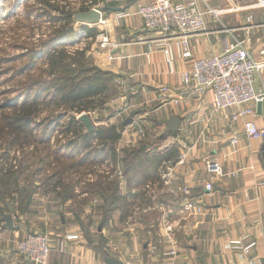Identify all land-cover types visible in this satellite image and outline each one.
<instances>
[{
	"label": "crops",
	"instance_id": "1",
	"mask_svg": "<svg viewBox=\"0 0 264 264\" xmlns=\"http://www.w3.org/2000/svg\"><path fill=\"white\" fill-rule=\"evenodd\" d=\"M142 1L147 0H128L127 5L117 7L116 11L128 8L127 12L134 13ZM239 1L195 0L201 11L205 12L210 7L221 12L217 17L204 16L209 34L189 37V49L194 59L216 55L235 38L249 37L250 29H241L246 24L243 23V18L248 13L242 12L241 4L240 8H236ZM225 8L227 10H222ZM258 18H261L260 14ZM109 35L121 42V46L116 51L112 64L99 65L102 70L115 74L114 82L118 92L116 91L113 101L110 99L108 108L100 110L103 117L98 124L99 127L108 126L113 120H131V124L127 126V130L120 132L115 142L90 140V145L98 151L92 153L93 157L88 162L101 161L111 164L116 170L121 158L118 152L123 153L125 150V153H129L142 146L148 147L143 149L146 153L149 152L143 157L144 164L126 172L127 184L125 181V184L116 188L120 194L117 201L123 202L125 206L117 211L121 222L126 214V206L127 213H130L129 208L135 204L142 205V201L146 204L144 207L158 212V221L155 223L151 216L140 218L141 226L135 225L136 232L126 241L130 242L131 247L118 249L120 252L114 254L122 258L114 259L122 264H264V189L261 187L264 183V141L243 137L241 121L234 122L230 111H215L210 92L202 97L184 93L180 88V73L189 62L177 61L170 69L164 63L156 43L150 42L157 35L143 30L139 18L132 17L122 21L117 28L109 29ZM142 36L147 42L137 43L138 37ZM148 46L153 49L149 50ZM147 53H150L149 63L145 58ZM261 72L256 77L257 89L264 87V69ZM162 87H167L168 91L161 94ZM174 118L178 120V126L175 131H170L167 122ZM250 118L258 127H264V104L261 113L257 112L256 106L255 113ZM138 129L144 131L142 139L135 144H127L129 133ZM157 130L165 137H155L156 134L151 131ZM117 133L119 134L118 131ZM233 138H238L234 153L231 145ZM155 140L165 141V148L172 147V157L169 160H159L156 157L161 150L155 151L149 146L156 145ZM103 145L105 148H102ZM120 147H123V151L119 150ZM183 154L185 157L180 164L178 161ZM210 160L220 164L224 175L214 177L212 191L206 193L204 183L213 176L205 169V162ZM166 168H171L175 177L170 185L166 184L168 186L162 180ZM91 188H96L97 191L91 193L87 189L83 194L89 193L91 198L97 196L101 201V188ZM187 188L196 201L194 212L183 210L181 189ZM57 199H61L63 204L58 205L57 202L54 204L58 206L49 205L43 209L39 207L43 201L33 200L20 209L21 214L15 208L13 228H0V264H30L16 251L15 241L37 232H44L49 236L51 252L47 264H105L107 257L98 256L100 253L80 233L78 218L72 214L65 215V206L69 202L73 203V197ZM87 200L83 201V208L88 204ZM97 206H101V203ZM162 218L170 224L172 221H183V237L191 235L193 239L190 236L189 241L195 239L197 244L188 247L178 245L176 257L161 258L159 250L163 247L160 248L159 239H154V249H150L149 245L152 244V229ZM96 220L98 231L104 232L102 226H99L101 216L96 217ZM93 223L87 224L88 229L94 226ZM67 233L77 234L79 238L67 242L61 251L59 243ZM234 241H239L240 245H232ZM151 251H155L158 258ZM126 257L135 260L133 263H126L123 261Z\"/></svg>",
	"mask_w": 264,
	"mask_h": 264
},
{
	"label": "rangeland",
	"instance_id": "2",
	"mask_svg": "<svg viewBox=\"0 0 264 264\" xmlns=\"http://www.w3.org/2000/svg\"><path fill=\"white\" fill-rule=\"evenodd\" d=\"M149 1L150 0L142 1L138 4L137 9L140 4ZM178 2L190 4L195 2V0H189L188 2H185V0H178ZM127 3L128 0H118V2L114 0H0V135L3 137V140H0V163H2L1 165L5 170L14 171L13 176L17 177L16 179L18 180V190L25 193L26 200L28 199L20 205L17 196L15 194L10 195L7 202L14 206L12 216L16 211L15 208L18 209L21 214L19 207L22 209L26 207L25 205L32 203L33 200L37 202L43 201L39 204V207L43 209L49 207V205L52 207L62 205L63 202L61 199H57L55 194L49 192V190H51L50 188H42L46 180L61 177L64 183L68 184V193L72 192V197L74 199V201H72L73 203L67 202L68 205L65 206L66 209L64 210L65 215L72 214L78 218L80 221V233L86 236L89 239L88 244H90L95 251L100 253L98 256L113 259L115 257L122 258L114 254L120 252L118 249L131 247L130 242L126 241H129V238L134 235L135 225L139 226L141 224L140 218L145 215L147 217L151 216L155 223L158 221L156 220L158 212H153L154 209L152 208L144 207L146 204L142 201V205H132L131 209L129 208L130 213H127L128 206H126L127 210L125 217L122 222L120 221V214L117 210L124 209L125 206H123V202L115 201L116 198L117 200L119 199L118 195H120L115 192V188L120 184H125V181L127 184L125 174L130 167V165L127 166V163L130 162L128 161V157L131 151L129 153H125V150L123 153L121 151L118 152L121 158L115 170L111 164L107 165L101 161L96 163L88 162L90 157H93L92 153L98 150L94 148L90 149L91 155L89 156L88 151L85 153L80 150V146H71L69 144L75 139L78 140L80 137L78 140L80 145V142L83 140L82 137L90 133L86 131L84 125L79 121L82 115L89 117L92 125H94V130L92 132L114 128L120 135V132H122V130L123 132L127 130V126L131 124V120L128 124H126L128 120H113L114 122L104 127H99L98 124L103 117L100 110L107 109V104L111 100H114L116 91L118 92L114 82L115 74L100 68V65H110L114 62L116 51L121 46V42L110 37L109 29L117 28L122 21L134 17L141 20L143 30L148 33L157 34L154 31L145 29L143 21L141 17L137 15L136 10L134 13L127 12L126 10L128 8L116 11L117 7L125 4L127 5ZM49 4L57 8L58 11L49 7ZM195 4L197 6L196 2ZM239 4L243 6H241L243 9L242 12L248 13V15L243 18V23L246 24L241 29H250L249 37L245 38L247 39L249 52L256 62L263 63L264 0H240L236 4V8H240ZM92 9L102 13L104 24L87 25L74 21V14L87 12ZM222 10H227V8ZM205 11H207V9ZM119 13L124 15L120 19L116 18V15ZM250 13L252 15H250ZM259 14L261 18H258ZM204 24L205 31L202 33L207 34L205 19ZM159 38L160 36L157 35L153 40L150 39V42ZM146 42L147 40L143 36L137 39V43ZM110 43H112L111 45L116 43L118 47H111L109 46ZM152 46H148L149 50L153 49ZM156 47L164 63L172 69L165 61L161 47ZM220 51L216 55L222 52ZM145 58L149 63L150 53H147ZM57 61L61 62L60 68L67 67V73L63 72L62 74L60 71L61 69L54 68V63H58ZM177 61L189 62L190 65L192 60L184 61L176 58L174 63ZM261 71L258 75H261ZM85 72H88V74ZM181 73L180 88L182 91L186 94L202 97L203 95L190 91L192 90L190 87H185L184 89L181 81ZM58 74L60 76L63 75L68 78H73L75 83L81 81L82 85H86L87 83H98L97 79L102 78L103 81L101 79V83L106 85L107 89H105V93L100 94L99 97H94L90 100L84 99L83 102L81 101V103H78L76 109H78V107L82 109L81 112H79L72 108L74 103L65 104L61 99L60 93L53 86L52 83L56 80ZM261 89H264V87H261L260 90ZM160 91L161 94H163L167 92L168 89L167 87H162ZM27 103L31 105L30 110L33 115L32 124L29 126V131L25 129V131L22 132L20 143L12 146L11 143L18 135H15L13 133L14 131H9L8 127L5 125L7 122L6 120L11 116L17 115L15 112ZM113 112L114 114L116 113L115 110H113ZM142 129L130 132V137L126 143L135 144L139 142L143 137L144 129ZM15 132L17 131L15 130ZM151 132L156 134L155 137L157 138L160 136L165 137L162 132H159V134L158 130ZM8 135L9 138L6 139ZM27 135L29 136L28 140L25 138ZM91 139L92 138H90V140ZM164 142L165 141L159 142L155 140L156 145L153 144L149 146L155 151H157V149L161 150L158 155L163 154L168 151V149H172V147L165 148L166 145H164ZM231 145L233 146L232 153H234V148H237V145H233L232 142ZM69 146L71 148H69ZM146 148L148 147L142 146L140 149ZM119 150L123 151V147H120ZM144 153L146 152L144 151ZM148 153L149 152L146 154ZM7 157L8 159L6 160ZM143 157L144 155L142 157L140 155L139 159L142 160ZM184 157L185 154L182 155V158ZM138 160L132 159L134 164L141 161ZM210 162L216 163L221 168V175L214 174L211 179L206 180L204 189L206 185L213 183L214 177L224 175L220 164L213 160L205 162L206 172V164H210ZM179 163L181 164L180 161ZM140 164H144L143 160ZM10 165L14 168L11 169ZM167 169L166 175H168V180L165 186L170 185L172 178H175L173 174L174 171L172 172L171 168ZM131 171L132 170L129 172ZM13 176L12 179L14 178ZM104 178H106V183H104ZM36 186L38 188H35ZM96 186L101 188V190H99L102 196L101 201L97 196L91 198L89 193L83 194V191L87 189H89L91 193L97 191L96 188H91ZM185 191L190 190L188 188L181 189L183 210L194 212L196 201L192 198L191 193L190 198L186 197L184 195ZM211 191H206V193ZM99 193L100 192H98V196ZM112 193H115L117 196L111 198ZM123 196H125V194H123ZM104 197H106L107 200ZM48 198L51 200H47ZM86 200L88 204H85L86 206L83 208L82 203ZM57 202L58 205H55L54 203ZM100 203L101 206L98 207L97 205H100ZM188 204H191V208L188 207ZM4 206V204L0 203V210L3 209L6 213ZM75 206L77 207L74 208ZM98 216H101L99 226H102L101 229H104V232H99V227L96 226V224H98L96 217ZM89 223H93L94 225L91 229H88L87 224ZM184 229L185 224H183V221H172L170 224L166 219L162 218L160 223L152 229V244L149 245L150 249L155 245V238L159 239L161 244L160 248L163 247L159 250L161 258L170 257L167 256V253L171 251H174L176 255H178V245L180 247L196 245L197 242H195V239L194 241H189L190 239L188 238L191 235L183 237ZM35 234L46 237L51 249L47 233L37 232ZM149 235L151 236V234ZM70 236L77 238L68 240L67 237ZM78 238L77 234L67 233L64 235L59 245L65 248L67 242L77 240ZM190 238L193 239L192 236ZM15 242V249L19 251L18 246L21 244L22 240H17ZM151 252L155 258H158L155 251ZM133 260L135 259H128L126 257L123 261L126 263H133Z\"/></svg>",
	"mask_w": 264,
	"mask_h": 264
},
{
	"label": "built area",
	"instance_id": "3",
	"mask_svg": "<svg viewBox=\"0 0 264 264\" xmlns=\"http://www.w3.org/2000/svg\"><path fill=\"white\" fill-rule=\"evenodd\" d=\"M207 14L217 17L219 12L210 7L205 12L200 11L195 2L183 4L178 0H150L140 4L137 9V15L141 17L145 29L160 36L154 43L163 50L168 65L172 67L176 58L192 60L181 73L184 89L190 87V91L200 95L210 92L215 111H230L234 122L241 121L243 137L264 141V127H258L250 118L255 113L256 104L264 103V89L256 88V76L264 68V62L258 63L252 58L246 37L227 44L219 55L194 59L188 39L205 31L204 16ZM100 15V21L96 25L104 24L101 12ZM123 16L119 13L116 18ZM111 44L109 46L118 47L116 43ZM231 142L237 145V138H233ZM179 161L183 162V158ZM206 165L208 174L221 175V168L216 163L210 162ZM166 171L167 168L162 175L165 182L168 180ZM262 184L264 188V183ZM205 190L211 191L212 184L206 185ZM184 195L190 198V191H185ZM188 207L191 208V204ZM76 238L67 237L68 240ZM232 245H240V242L234 241ZM18 249V254L30 264H47L51 252L46 237L35 233L22 240ZM63 249L60 246V250ZM167 256L175 257L176 253L171 251Z\"/></svg>",
	"mask_w": 264,
	"mask_h": 264
},
{
	"label": "trees",
	"instance_id": "4",
	"mask_svg": "<svg viewBox=\"0 0 264 264\" xmlns=\"http://www.w3.org/2000/svg\"><path fill=\"white\" fill-rule=\"evenodd\" d=\"M49 7H51L55 11H58L57 8L52 7V5H50V4H49ZM60 61H57L58 63H54L55 64L54 68L61 69L60 71L62 74H63V72L67 73V71H68L67 67L66 68L65 67L64 68L59 67L61 64ZM85 73L88 74V72H85ZM86 79L88 80V78H86ZM101 79L102 78L97 79L98 83H87L86 85L85 84L82 85L81 81H78V83H75L73 78H68L67 76H63V75L60 76L58 74L56 80L54 82L52 81L53 82L52 84L56 88V90L60 93L62 101H64L65 104L66 103H74L72 108L76 109L77 104L81 103V101L83 102L84 99L90 100L96 96H99L100 94H103V91L107 88H106V85L101 83ZM87 80H84V81H87ZM88 81H90V80H88ZM102 81H103V79H102ZM30 108H31L30 104H28V103L24 104L23 107L19 108L15 112L17 115L11 116L6 120L7 122L5 125L8 127L9 131L10 130L12 132L14 131L13 133L15 135H18V137L16 139H14V141L11 143L12 146L18 145L20 143V136H21L22 132L25 131V129L28 130L29 126H31V124H32L33 115H32ZM76 110L81 112L82 109L80 107H78V109H76ZM15 130L17 132H15ZM8 138H9V135L6 137V139H8ZM25 138L28 140L29 136L27 135ZM79 138H78V140H79ZM90 138L97 139V140L102 139L103 142L109 143V142H115L119 138V134L117 133L116 129H114V128H109L108 130H96L94 132H90V133L85 134L82 137L83 140L80 142V145H79V141L76 139L74 141H72L69 145L80 146V150L88 151L89 156H90L91 155L90 149L94 148L89 143ZM0 140H3V137L1 135H0ZM69 148H71V147L69 146ZM102 148H105V145H103ZM171 150L172 149H170V151L168 150V152L167 151L164 152L163 154H159V155L157 154L156 157L159 160H161V159L162 160L163 159L169 160L172 157ZM141 151H142V153H141ZM140 155H141V157L143 155H146V153H144L143 149L142 150L141 149L133 150L129 153L128 161H130V162L127 163L128 164L127 166L130 165V167L127 170V173L130 170L137 169L138 167H140L142 165V164H140V162L143 159L142 160L139 159ZM133 158L135 160L139 159L141 161L138 160L139 163L134 164L132 161ZM7 159H8V157L6 158V160ZM1 164L2 163H0V203L5 205L4 208H5L6 213H7L8 212L7 200L10 197V195L15 194L17 196V200H18V203L20 205L22 203L26 202L28 199L26 200L25 193L21 192V190L20 191L18 190L19 189L18 188V180L16 179L17 177L13 176L14 171L5 170ZM13 168L14 167L11 166V169H13ZM12 176L14 177L13 179H12ZM42 187H44L46 189L50 188L51 190H49V192L51 194H55L56 197L62 198V200L68 199L70 196L73 195L72 192L68 193V190H67L68 184H65L61 177H57V178H54L52 180H50V179L46 180L43 183ZM115 192L117 193L116 188H115ZM111 196H112L111 198H114L117 195L115 193H112ZM104 198H106V197H104ZM106 200H107V198H106ZM115 201H117V198L115 199ZM19 209H21V208L19 207ZM1 211H4V210L3 209L0 210V228H4L3 227L4 222L2 219Z\"/></svg>",
	"mask_w": 264,
	"mask_h": 264
},
{
	"label": "water",
	"instance_id": "5",
	"mask_svg": "<svg viewBox=\"0 0 264 264\" xmlns=\"http://www.w3.org/2000/svg\"><path fill=\"white\" fill-rule=\"evenodd\" d=\"M100 12L97 10H89L87 12L83 13H77L73 15V19L75 22L81 23V24H97L100 21ZM262 104L257 103V112L261 113ZM79 121L84 125L87 132H92L94 130V127L86 115H82L79 119ZM130 123V120L126 122V124ZM168 129L170 131H175L178 126V120L172 119L169 122H167ZM7 210L8 212L5 213L4 211H1L2 219H3V227L5 229H12L13 228V219H12V213L14 210V206L7 204ZM105 264H122L120 261L113 259V258H106Z\"/></svg>",
	"mask_w": 264,
	"mask_h": 264
},
{
	"label": "bare ground",
	"instance_id": "6",
	"mask_svg": "<svg viewBox=\"0 0 264 264\" xmlns=\"http://www.w3.org/2000/svg\"><path fill=\"white\" fill-rule=\"evenodd\" d=\"M102 21V20H101Z\"/></svg>",
	"mask_w": 264,
	"mask_h": 264
}]
</instances>
